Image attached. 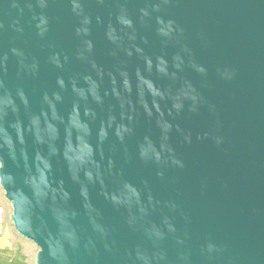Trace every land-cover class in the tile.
Returning <instances> with one entry per match:
<instances>
[{
	"label": "water",
	"instance_id": "95a60500",
	"mask_svg": "<svg viewBox=\"0 0 264 264\" xmlns=\"http://www.w3.org/2000/svg\"><path fill=\"white\" fill-rule=\"evenodd\" d=\"M0 188L35 264H264V0H0Z\"/></svg>",
	"mask_w": 264,
	"mask_h": 264
},
{
	"label": "crops",
	"instance_id": "0c3cea01",
	"mask_svg": "<svg viewBox=\"0 0 264 264\" xmlns=\"http://www.w3.org/2000/svg\"><path fill=\"white\" fill-rule=\"evenodd\" d=\"M9 206L0 188V264H35L38 250L31 241L21 237L13 229L8 215Z\"/></svg>",
	"mask_w": 264,
	"mask_h": 264
},
{
	"label": "rangeland",
	"instance_id": "374dc122",
	"mask_svg": "<svg viewBox=\"0 0 264 264\" xmlns=\"http://www.w3.org/2000/svg\"><path fill=\"white\" fill-rule=\"evenodd\" d=\"M10 205V204H9ZM8 215L10 216L11 215V207L9 206V213H8ZM7 222L10 224V222L8 221V218H7ZM35 249H37L38 250V248L36 247Z\"/></svg>",
	"mask_w": 264,
	"mask_h": 264
}]
</instances>
